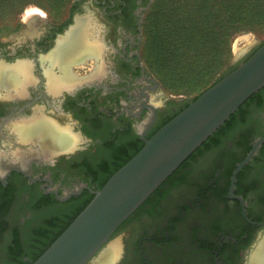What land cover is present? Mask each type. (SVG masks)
<instances>
[{
  "label": "flooded vegetation",
  "instance_id": "af4514ba",
  "mask_svg": "<svg viewBox=\"0 0 264 264\" xmlns=\"http://www.w3.org/2000/svg\"><path fill=\"white\" fill-rule=\"evenodd\" d=\"M151 3L74 0L63 19L34 14L15 33L0 38V70L25 64L30 73L19 85L0 78V243L10 234L11 264H31L93 195L90 190H98L105 171L132 155L179 110L151 103L160 85L141 59L143 22ZM78 27L90 28L100 54L96 60L84 54L66 62L76 82L51 92L50 78L60 79L63 63L52 65L49 56L58 54ZM38 118L67 130L76 146L43 154L35 142L20 141V126L36 125ZM259 141L232 188L234 172ZM27 229L36 230L31 244L24 238ZM119 235L115 264H253L264 242V88L111 241Z\"/></svg>",
  "mask_w": 264,
  "mask_h": 264
},
{
  "label": "water",
  "instance_id": "95a60500",
  "mask_svg": "<svg viewBox=\"0 0 264 264\" xmlns=\"http://www.w3.org/2000/svg\"><path fill=\"white\" fill-rule=\"evenodd\" d=\"M263 88L264 45L146 139L143 148L101 189L90 190L91 202L32 264H93L118 228ZM262 142L234 172L232 188L236 175Z\"/></svg>",
  "mask_w": 264,
  "mask_h": 264
},
{
  "label": "trees",
  "instance_id": "16d2710c",
  "mask_svg": "<svg viewBox=\"0 0 264 264\" xmlns=\"http://www.w3.org/2000/svg\"><path fill=\"white\" fill-rule=\"evenodd\" d=\"M31 1L33 0H0V23L11 17L17 16ZM65 1L66 0H47L51 6H60ZM198 3L200 8H198ZM173 10L174 16H172L173 13H171ZM180 15H189V23H192L193 26L191 31L185 34L184 39L177 33L166 31L169 18L177 19ZM263 17L264 0H166L162 21L156 28L157 39L155 42L157 43L158 66L162 68L161 73L166 77L175 79L179 84L187 85L188 90L192 89L194 86L195 88L196 86L204 87V90L180 107L176 114L172 115L160 128L185 110L207 89L239 66H236L214 83L210 84L208 79L209 75L220 68L228 57L231 37L239 32L246 31L254 20L261 21ZM262 45H264V43ZM259 48H257L244 62L248 61ZM233 116H231V118ZM230 119L224 125H227ZM212 137L209 139H212ZM143 146L144 144L115 167L106 168L107 171H105L104 178L98 190L106 184L114 173L129 162ZM93 197L94 195H89L85 204L76 213L75 217L58 235L53 237L52 240L44 246L32 263H34L66 230L82 210L91 202Z\"/></svg>",
  "mask_w": 264,
  "mask_h": 264
},
{
  "label": "rangeland",
  "instance_id": "374dc122",
  "mask_svg": "<svg viewBox=\"0 0 264 264\" xmlns=\"http://www.w3.org/2000/svg\"><path fill=\"white\" fill-rule=\"evenodd\" d=\"M74 0H66L60 6H51L47 0H33L29 2L21 12L11 17L4 22L0 23V38H7L16 30L21 28L27 18H30L34 14H41L48 17L53 21H59L63 19L66 13L69 11ZM166 0H152L149 10L145 15L143 22V35H142V47H141V59L149 74L157 81L160 88L155 93L151 94V103L157 108L163 107L167 104V107L172 112L174 109H180L193 97L198 95L204 90V87L195 86L192 89H187V85L179 84L178 81L171 77H166L161 73L162 68L158 66L157 61V43L156 41V28L160 25L163 18V11ZM198 8H200L198 3ZM174 16V10L171 11ZM190 16L180 15L179 18H169L167 32L177 33L184 39L186 33H189L193 28L192 23H189ZM264 43V17L261 21L254 20L251 26L246 31L239 32L231 37L229 45L228 57L225 59L223 65L220 66L215 72L211 73L208 77L210 84L221 78L230 70L235 68L244 62L257 48ZM239 49H245V51L237 58ZM12 220L16 221L14 217ZM36 230L27 229L24 238L27 244L33 243L36 237ZM10 234L6 233L4 241L0 243V264H11L8 254V239ZM122 236H116L112 243L117 244L118 255L120 254V242ZM116 258V260H117Z\"/></svg>",
  "mask_w": 264,
  "mask_h": 264
},
{
  "label": "bare ground",
  "instance_id": "6f19581e",
  "mask_svg": "<svg viewBox=\"0 0 264 264\" xmlns=\"http://www.w3.org/2000/svg\"><path fill=\"white\" fill-rule=\"evenodd\" d=\"M89 29L90 28L88 27H78L74 31L72 30L73 32L71 31L68 34V36L70 34L71 35L66 40V42L62 43L59 46L58 54L53 53L51 56H49V62L51 61L52 65H54L55 61H61L63 63L62 66L60 65V69L62 70L60 79L54 78L55 76L52 79L50 78V90H52L51 92L56 93L61 84L67 85L69 83L76 82L74 74L70 72V66L68 65L69 63L67 64L66 62H70L73 60L76 61L78 58H80V56L84 54H86V56L82 57H93L92 59L96 60V58L98 57L97 54H100V49L96 45V40L93 41L90 38L92 33L89 31ZM244 51L245 49H239L237 55H241ZM97 67V74L100 75L102 72L100 71L99 66ZM3 72L0 70V78L2 76H5L7 80L9 79L8 84L10 85H19L27 81L30 77L28 66L25 64L16 67V69L14 70H8L4 73ZM60 90L61 89H59V91ZM20 128V131L18 133L20 141L27 143L30 141L35 142L42 148L44 152L41 149L40 150L43 152V154H53L58 151H69L74 148V146H76L75 138L70 136L67 133V130H64L63 128L57 126L56 123L54 124L44 118L39 119L36 125L34 124L33 126L29 125L28 127L25 126L22 129ZM118 250L119 249L117 248V244L111 242L107 246V248L99 255V257H97L96 260L93 261V264H115ZM252 258L253 264H264V242L260 244Z\"/></svg>",
  "mask_w": 264,
  "mask_h": 264
}]
</instances>
